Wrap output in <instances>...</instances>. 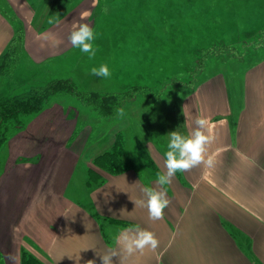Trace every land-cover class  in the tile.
Here are the masks:
<instances>
[{"label": "crops", "instance_id": "0c3cea01", "mask_svg": "<svg viewBox=\"0 0 264 264\" xmlns=\"http://www.w3.org/2000/svg\"><path fill=\"white\" fill-rule=\"evenodd\" d=\"M55 1L0 0V57L16 29L22 31V54L30 63L28 69L39 71L47 62L56 65L74 50L68 37L78 24L87 21L94 2L59 0L60 6L56 7ZM45 35L61 43L54 45L52 39H44ZM18 70L14 76L21 81L26 72L24 68ZM253 81L264 86V61L245 74L246 106L238 115V128L240 120L249 113L247 101ZM205 83L182 101L184 133L189 135L195 127V121H188L187 113L197 115L198 101L213 119L226 124L220 132L214 127L209 130L215 137L208 146V155L216 151L213 166L204 169L201 164L181 172L183 184L175 175L164 189L151 183V179L147 186L140 172L129 168L109 175L99 186L88 190L85 205L83 201L69 199L76 166L78 169L80 164L79 155L66 154L72 132L66 130L58 139L56 123L47 121L28 131L30 137L41 138L44 134L41 143L36 138L25 141L30 146H15L17 142L9 145L8 164L0 177V264H11L5 259L9 254L21 264L22 252L41 264H86L88 260L101 264L99 257L110 252L116 253L114 264H264V127L256 141L255 135L231 136L232 108L226 78L215 77ZM49 113L55 121L64 115L60 107L50 109ZM111 138L114 141V136ZM255 142L257 147L251 151ZM110 145L104 143L96 148ZM57 148L59 154L53 152ZM147 149L152 165L164 173V156L151 145ZM93 159L94 155L91 160L85 159L86 169L93 167ZM244 162L261 176L242 175ZM238 182L244 183L246 189H240ZM144 187L166 190L170 204L163 219L150 220L147 207L135 203L143 199L146 205ZM75 196L79 199V192ZM105 222L108 224L104 225ZM114 224L118 227L109 239L104 230ZM128 228L153 232L158 247L127 256L116 237ZM229 229L245 240L247 248L240 246Z\"/></svg>", "mask_w": 264, "mask_h": 264}, {"label": "rangeland", "instance_id": "374dc122", "mask_svg": "<svg viewBox=\"0 0 264 264\" xmlns=\"http://www.w3.org/2000/svg\"><path fill=\"white\" fill-rule=\"evenodd\" d=\"M89 2L94 3L91 14L84 23L93 27L95 56L90 58L88 54L74 48L56 65L47 62L40 66L39 71L28 69L30 63L22 57L17 67L24 68L26 73L21 76V81L16 80L14 75L10 81L0 79V97L23 92L22 89L29 86H42L53 79H69L73 81L78 93H122L132 87H139L154 99L145 100L138 95L122 108L123 116L118 113L113 118H101L91 107L82 105L75 96L65 94L54 98L36 115L24 117L20 127L15 128L19 124L15 122L7 124L9 128L5 134L6 141L0 148V177L8 164L7 147L14 142H17L15 146H24L25 141L36 139L38 136L30 137L29 128L51 121V124L55 122L58 127V139H61L64 131L72 132L66 144L69 147L66 154L80 157V164L78 169L76 166L73 176L70 200H80L88 205V190L93 186L97 187L98 183L104 182L110 175L97 165L93 166L95 177H92L93 186L89 187V168L86 169L84 161L110 150L112 145L100 149L96 147L104 143L112 144L111 136L118 131L119 158L125 163L126 170L131 168L139 171L147 186L156 183L157 173L160 171L151 165L147 146H153L164 156L170 132L176 130L186 135L182 101L204 81L208 83L215 77L225 76L227 81L232 108L229 129L231 136L245 138L255 135V141L259 140V131L264 127V86L253 81V89L247 101L249 113L240 120L239 128L238 115L246 106L243 90L245 74L264 61V0ZM102 64H107L111 73L106 79L91 74L93 67L99 68ZM18 69H15L17 73L20 71ZM211 87L207 86V89ZM198 103L200 102L195 104L198 108L197 115L187 113L190 115L188 121L194 122L197 117H206L211 127L220 132L225 121L213 119L210 111L204 110L201 106L203 104ZM56 107H60L64 114L57 121L49 113L50 109ZM224 111L226 113L227 108ZM40 137L43 138L44 134ZM41 138H37L40 143ZM237 141L243 143L240 138ZM26 145L30 146L31 143ZM61 146L65 144L62 143ZM256 147L257 142L251 151H255ZM53 152L60 153L58 148ZM213 152L206 159H213ZM203 166L204 169L209 168L205 164ZM241 167L244 176H261L249 163L244 162ZM176 176L183 184L182 173L178 172ZM237 184L240 189H246L244 183ZM78 192L79 199L75 196ZM106 224L108 223L105 222L104 225ZM117 227L114 224L113 228L104 230L109 239L113 238L111 233ZM229 230L240 246L247 248L245 240L233 229Z\"/></svg>", "mask_w": 264, "mask_h": 264}, {"label": "trees", "instance_id": "16d2710c", "mask_svg": "<svg viewBox=\"0 0 264 264\" xmlns=\"http://www.w3.org/2000/svg\"><path fill=\"white\" fill-rule=\"evenodd\" d=\"M60 6L59 0L55 1ZM22 31L16 29L14 37L0 57V79L11 80L14 71L21 62L22 54ZM73 81L66 79H53L42 86H32L26 91L9 94L0 97V148L5 143V134L8 130L7 124L10 122L19 123L15 126H21L24 117H29L39 113L54 98L65 96H75L82 105L91 107L101 118H113L128 102L140 95L145 100H151L152 97L144 89L132 87L122 93H100L96 91H87L78 93L74 89ZM11 127V126H10ZM120 132L114 135V141L110 150L105 151L94 157L92 164L106 171L110 175H116L126 171V165L119 158L120 148L117 140ZM138 150H139V146ZM150 158V157H149ZM151 160V159H150ZM152 165V161H151ZM91 168V167H90ZM88 169V182L93 186L94 169ZM90 174V176H89ZM87 182V183H88ZM98 183L97 186H99ZM94 187V186H93ZM91 187V188H93ZM96 187V186H95ZM90 188V189H91ZM21 264H41L30 254L22 252Z\"/></svg>", "mask_w": 264, "mask_h": 264}, {"label": "clouds", "instance_id": "9594fccd", "mask_svg": "<svg viewBox=\"0 0 264 264\" xmlns=\"http://www.w3.org/2000/svg\"><path fill=\"white\" fill-rule=\"evenodd\" d=\"M44 39H52L54 45L61 43V41L48 35H45ZM68 39L74 48H78L81 52L88 54L90 58L95 56L93 44L95 39L94 30L89 24H78L76 29L70 33ZM91 74L105 79L111 75L107 64H102L99 68L93 67ZM119 114L121 116L124 115L123 109L119 110ZM194 123L195 127L189 135H183L176 130L167 135L169 142L167 144V151L164 153V167L166 171L164 173H157L156 178V184L161 189L169 185L172 178L178 172L190 171L201 164H205L209 168L213 166L214 161L211 158L206 159L208 146L215 140V137L209 134L210 121L206 117H197ZM142 192L146 197V205L143 199L135 203L138 206L147 207L150 220L157 221L163 219L164 210L170 204V200L166 198V190L157 191L151 187H144L142 188ZM116 241L127 256L136 253L143 254L145 249L155 250L159 245V241L153 232L140 228L122 230L119 236L116 237ZM115 256V252H110L109 254L100 256L99 259L101 264H114L113 257ZM5 259L10 261L11 264H17V258L14 255L9 254ZM86 264H95V260H88Z\"/></svg>", "mask_w": 264, "mask_h": 264}]
</instances>
